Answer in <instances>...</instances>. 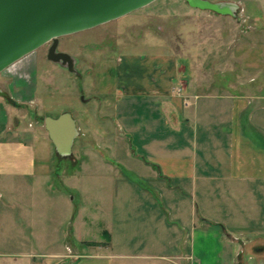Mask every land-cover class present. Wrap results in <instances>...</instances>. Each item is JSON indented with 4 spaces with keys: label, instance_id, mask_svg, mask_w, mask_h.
Listing matches in <instances>:
<instances>
[{
    "label": "crops",
    "instance_id": "0c3cea01",
    "mask_svg": "<svg viewBox=\"0 0 264 264\" xmlns=\"http://www.w3.org/2000/svg\"><path fill=\"white\" fill-rule=\"evenodd\" d=\"M32 55L1 73L0 201L12 213L0 229L15 235L0 264H264V95L201 92L212 83L191 68L183 81L180 61L163 52L123 56L115 73L116 123L136 174L117 179L113 209L74 211L69 230L37 252L38 152L17 107L35 100Z\"/></svg>",
    "mask_w": 264,
    "mask_h": 264
},
{
    "label": "rangeland",
    "instance_id": "374dc122",
    "mask_svg": "<svg viewBox=\"0 0 264 264\" xmlns=\"http://www.w3.org/2000/svg\"><path fill=\"white\" fill-rule=\"evenodd\" d=\"M210 1L238 7L229 15L191 7L186 0H157L120 19L60 38L58 49L77 59V73L48 60L47 44L33 53L38 59L32 83L35 100L30 96L27 104L17 103V107L29 142L38 152L29 191L34 198L32 245L37 252L49 237L61 238L69 230L74 211L83 210L91 217L113 209L117 179L136 174L129 168L139 160L130 156L131 145L123 143V131L116 123L115 73L123 56L163 52L180 61L183 81L191 68L198 81L212 83L211 89L201 92L264 95V0ZM3 81L0 74V88L8 93ZM66 112L84 136L76 140L70 156L62 157L45 120ZM10 205L0 201L5 228L10 225ZM14 235L15 229H0V237L5 238L0 249H12Z\"/></svg>",
    "mask_w": 264,
    "mask_h": 264
},
{
    "label": "water",
    "instance_id": "95a60500",
    "mask_svg": "<svg viewBox=\"0 0 264 264\" xmlns=\"http://www.w3.org/2000/svg\"><path fill=\"white\" fill-rule=\"evenodd\" d=\"M157 0H0V74L52 42L48 60L77 73V59L59 51L60 38L120 19ZM191 7L234 15L231 2L186 0ZM0 95H4L0 88ZM45 127L56 152L68 157L80 135L70 112L47 117Z\"/></svg>",
    "mask_w": 264,
    "mask_h": 264
},
{
    "label": "flooded vegetation",
    "instance_id": "af4514ba",
    "mask_svg": "<svg viewBox=\"0 0 264 264\" xmlns=\"http://www.w3.org/2000/svg\"><path fill=\"white\" fill-rule=\"evenodd\" d=\"M60 44V43H59ZM47 45H49L48 47V52H49V48L51 47L52 45V42L48 43ZM47 59H48V53H47ZM0 87H1V83H0ZM1 91L4 93V91L1 89Z\"/></svg>",
    "mask_w": 264,
    "mask_h": 264
},
{
    "label": "built area",
    "instance_id": "2783aa9c",
    "mask_svg": "<svg viewBox=\"0 0 264 264\" xmlns=\"http://www.w3.org/2000/svg\"><path fill=\"white\" fill-rule=\"evenodd\" d=\"M237 7H238V5H237Z\"/></svg>",
    "mask_w": 264,
    "mask_h": 264
}]
</instances>
